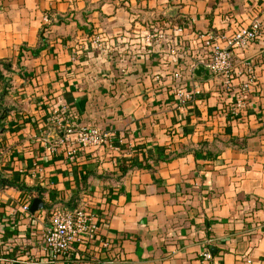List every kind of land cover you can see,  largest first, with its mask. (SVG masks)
<instances>
[{"label":"crops","instance_id":"1","mask_svg":"<svg viewBox=\"0 0 264 264\" xmlns=\"http://www.w3.org/2000/svg\"><path fill=\"white\" fill-rule=\"evenodd\" d=\"M173 5L178 14H165ZM257 17L264 0H0V61L12 62L4 103L14 107L0 167L46 200L87 205L101 224L98 238L53 258L46 210L24 213L27 193L0 188V264H264V28L233 50L228 82L208 68L191 73L210 37ZM166 20L184 25L176 53L144 41ZM44 25L48 43L33 56ZM246 59L258 80L239 105ZM179 83L201 93L182 102ZM64 107L73 124L109 133L74 161L43 147V136L63 135L52 117Z\"/></svg>","mask_w":264,"mask_h":264},{"label":"built area","instance_id":"2","mask_svg":"<svg viewBox=\"0 0 264 264\" xmlns=\"http://www.w3.org/2000/svg\"><path fill=\"white\" fill-rule=\"evenodd\" d=\"M171 22L166 20L162 24H150L149 31L144 36L145 43L153 45L161 42L168 46L169 43H172L170 51L176 53L177 47L174 42L184 32V25ZM263 28L264 19L257 17L250 24L232 32H221L215 39L210 37L206 42L210 49L208 51L203 49L198 55L195 63L191 66V73H193L196 66L202 64L212 73H224L228 82L233 73V50L245 48L258 40L262 35ZM92 40L96 46L103 47L104 40L101 35L95 34ZM262 57H264V47ZM240 71L246 72V77L241 83V97L238 100V104L242 105L245 102L246 93L257 83L258 77L254 71L252 59L244 60L243 68ZM174 75L180 78L184 76L182 71H174ZM173 91L182 102L193 100L201 93L199 87L191 86L188 88L182 83L174 86ZM66 114L67 110L64 107L60 112L53 115L54 122L64 127L65 131L55 142L47 136H43L44 150L56 152L61 149L69 161H74L87 147H97L107 141L108 131L94 124H73ZM20 207L24 213H31V201L29 199L25 198ZM100 227L101 224L97 214L87 205H78L73 208L56 206L43 232L44 248L53 258L76 253L80 245L85 244L88 240L98 238ZM102 245L108 246V241L103 239ZM203 257L212 259L211 250L206 249L203 252ZM6 261L1 262L5 263Z\"/></svg>","mask_w":264,"mask_h":264},{"label":"trees","instance_id":"3","mask_svg":"<svg viewBox=\"0 0 264 264\" xmlns=\"http://www.w3.org/2000/svg\"><path fill=\"white\" fill-rule=\"evenodd\" d=\"M163 18H167V16H164ZM46 28H47V25H44V27L42 28V30L40 32V44L38 45V47L31 49L33 56L37 55L41 51V49L44 46H46L48 43V37L45 34ZM19 65L22 66L21 64H19ZM11 69H12V62L11 61H7V60H1L0 61V78L5 81L4 93H3V95H0V135L6 130V127L3 124L4 119L7 117L9 112L14 108L13 106L7 105L4 103V96L9 92L10 87H11V85L8 83L9 80L6 78L5 70L9 71ZM21 70H23V67ZM23 76L29 77L28 74L23 75ZM135 163H137V162L132 160L131 164H135ZM137 164H141V163H137ZM8 186L17 187L20 190H22L23 192L27 193L25 198L29 199L31 201V203L35 197H37V196L42 197L44 199L43 208L47 212V219H48L47 223H49L52 211L55 209L56 206L68 207V208H73V207L78 206L76 204L75 205L74 204L69 205L66 203L59 202V201L46 200L45 199V191L46 190L43 187H41L40 185H27L21 181L7 177L4 175V173L0 167V188H5Z\"/></svg>","mask_w":264,"mask_h":264},{"label":"water","instance_id":"4","mask_svg":"<svg viewBox=\"0 0 264 264\" xmlns=\"http://www.w3.org/2000/svg\"><path fill=\"white\" fill-rule=\"evenodd\" d=\"M178 10H179V6L178 5H173L171 7H169L166 11L165 14L169 15V16H176L178 14ZM206 69L205 65H198L195 68V73L196 74H200L202 71H204ZM44 206V199L42 197H35L31 203V211L35 212L36 210L43 208Z\"/></svg>","mask_w":264,"mask_h":264}]
</instances>
